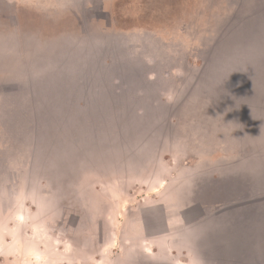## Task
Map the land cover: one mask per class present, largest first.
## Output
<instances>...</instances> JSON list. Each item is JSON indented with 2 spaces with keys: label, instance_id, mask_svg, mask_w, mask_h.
Segmentation results:
<instances>
[{
  "label": "rangeland",
  "instance_id": "374dc122",
  "mask_svg": "<svg viewBox=\"0 0 264 264\" xmlns=\"http://www.w3.org/2000/svg\"><path fill=\"white\" fill-rule=\"evenodd\" d=\"M71 6L0 0V264H264V0Z\"/></svg>",
  "mask_w": 264,
  "mask_h": 264
},
{
  "label": "crops",
  "instance_id": "0c3cea01",
  "mask_svg": "<svg viewBox=\"0 0 264 264\" xmlns=\"http://www.w3.org/2000/svg\"><path fill=\"white\" fill-rule=\"evenodd\" d=\"M33 3H35L38 6H46L49 7L50 10H45L47 12H59V13H73L74 11V7L71 6L72 0H33ZM70 4V5H69ZM44 8V7H43ZM75 10L77 11V9L75 8ZM76 14L78 15V13L76 12ZM258 140L253 148L254 149H258V150H263V154H264V135L262 134L261 136L257 137ZM221 155L219 157V162H213L209 164V166H207V168L211 169L210 172L212 175H219V176H226L228 175V164L231 161L230 159L235 158V157H240L241 154L238 153V151L235 153L233 152H228L226 149H224L223 147H221ZM243 154V153H242ZM210 157L212 158V155H210ZM215 157V156H214ZM206 172V171H205ZM212 227H208V226H204L205 229H207L209 231V233H207L205 230L203 232V234L200 232H193V236L198 237V236H202L204 239L208 238V237H213L214 238H222L223 234H226L225 232H232V228L231 227H224L222 225V223H217L214 222L211 223ZM235 232L233 233V237L238 238L241 237V234L239 235L238 232L239 228L235 227ZM215 243L217 244H221L223 243V241H216ZM120 256V255H118ZM120 257H123V255H121ZM121 259V258H120ZM124 264V263H123Z\"/></svg>",
  "mask_w": 264,
  "mask_h": 264
}]
</instances>
